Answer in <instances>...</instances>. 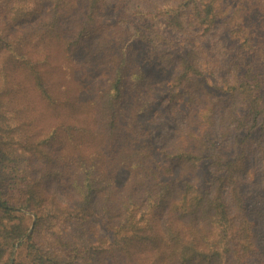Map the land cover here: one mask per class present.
I'll return each mask as SVG.
<instances>
[{"label":"trees","instance_id":"obj_1","mask_svg":"<svg viewBox=\"0 0 264 264\" xmlns=\"http://www.w3.org/2000/svg\"><path fill=\"white\" fill-rule=\"evenodd\" d=\"M106 6L0 0V264L20 243L26 256L13 264H92L82 229L98 220L114 238L93 264H256L245 152L264 131V3L117 0L114 24L104 23ZM174 35L194 45L164 52ZM144 50L173 72L161 103L182 127L160 149L164 165L140 122L161 87L143 68ZM204 160L215 178L205 193ZM121 169L130 171L123 187ZM25 212L37 219L27 239ZM55 218L77 224L81 249L41 241Z\"/></svg>","mask_w":264,"mask_h":264},{"label":"rangeland","instance_id":"obj_2","mask_svg":"<svg viewBox=\"0 0 264 264\" xmlns=\"http://www.w3.org/2000/svg\"><path fill=\"white\" fill-rule=\"evenodd\" d=\"M107 6L105 8L104 13V23L105 24H114L118 21L119 18L122 17V12L117 10L115 7L117 0H106ZM255 4H263L264 0H254ZM257 19L264 18V13L259 14V16L256 17ZM261 22H264V19H261ZM261 31L258 33L260 42H257L256 44L259 45V48L261 52H263V59H264V26L262 27ZM170 41V46H165L162 48L164 52H178L185 47L193 46L194 42L191 40L185 39L184 36L181 35H174L171 37H168ZM214 42L215 40L210 39L208 40L205 45L208 47V51L210 52V55L212 57H215L214 54L216 52L214 51ZM218 58H215L214 60L219 61V55H217ZM262 63H264V60L260 58ZM141 63L143 64L144 70L151 75V77L154 80H157L161 87L159 88V98L152 110L145 115H142L140 118V122L147 133L148 137L152 141V143L155 146V152L154 156L158 163L161 165H164L166 163L165 156L160 151L162 149V145L166 143L167 140L175 139L179 136V133L181 131L182 124L181 122H178L176 119L173 118V116H170V114L166 111H164V106L161 103V94L165 96H168L167 91L170 87V82L173 79V72L167 71L165 72L161 68H159L156 59L152 60L151 62L148 60L147 51L144 50V54L141 57ZM261 67H263L264 70V64H261ZM210 70V67H209ZM69 72V71H68ZM209 72V71H208ZM62 74L65 73V71H61ZM72 73L69 72L66 75L67 80L72 79ZM212 81H209V84H214L216 82L214 77L210 78ZM66 83V81L64 82ZM212 86V85H211ZM17 120H15L14 125L16 126ZM248 142V145L246 146V152L247 154L251 155L250 159V167H251V176L248 178V186L247 191L253 192L254 196L252 197V205L256 208L258 213L254 216V221H257V229H256V236L258 241V248H260V255L257 253L258 259L256 261V264H264V212L261 213V208L264 210V131L261 132V129H258L256 133L253 135V138ZM242 153V148H238V154ZM200 169L198 171L199 176V188L203 193H205L209 188L211 182L215 179L212 174V169H210V161L204 160L202 164L199 166ZM249 167V170H250ZM130 171L127 169H121L116 176V183L119 187H123L126 185L127 181L129 180ZM178 176V174L176 175ZM259 188V190L256 192L252 190L251 188ZM263 193V194H262ZM24 224L26 228H28L29 232L25 239L29 238L35 230L36 226V217L35 215H32L30 213L25 212L24 213ZM82 224V223H81ZM83 225V224H82ZM80 230L79 227H77V224L68 226L64 222V218H61L59 220L52 219L48 225L42 229L41 234V241L44 243H47L48 245H53L55 240H59L63 243H72L77 248H80L83 246L81 242H78L74 239V233ZM83 232H86L88 235V240L90 242V245L93 247L92 252L94 255H89L86 252L83 253V256L85 257V260L87 262H90L93 264L94 258H98L99 254L102 250H106L109 248L111 242L113 241V234L110 232L106 226V224L98 220L96 223L92 225H88L87 223L84 224V229H82ZM25 239L23 241H25ZM20 244L13 250V256L11 260V264L15 260L18 262H21L25 259L26 253L25 250H19ZM97 250V252H96ZM95 254L97 256H95ZM96 261V260H94ZM254 262V260H253ZM95 263V262H94ZM98 264V263H97ZM227 264V263H226Z\"/></svg>","mask_w":264,"mask_h":264}]
</instances>
